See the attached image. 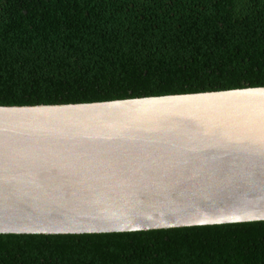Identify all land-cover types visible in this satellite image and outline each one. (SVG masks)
<instances>
[{"label": "water", "instance_id": "water-1", "mask_svg": "<svg viewBox=\"0 0 264 264\" xmlns=\"http://www.w3.org/2000/svg\"><path fill=\"white\" fill-rule=\"evenodd\" d=\"M264 220V86L0 105V233Z\"/></svg>", "mask_w": 264, "mask_h": 264}, {"label": "trees", "instance_id": "trees-1", "mask_svg": "<svg viewBox=\"0 0 264 264\" xmlns=\"http://www.w3.org/2000/svg\"><path fill=\"white\" fill-rule=\"evenodd\" d=\"M264 86V0H0V105ZM0 264H264V220L0 233Z\"/></svg>", "mask_w": 264, "mask_h": 264}]
</instances>
